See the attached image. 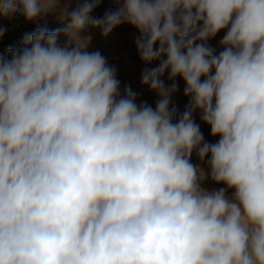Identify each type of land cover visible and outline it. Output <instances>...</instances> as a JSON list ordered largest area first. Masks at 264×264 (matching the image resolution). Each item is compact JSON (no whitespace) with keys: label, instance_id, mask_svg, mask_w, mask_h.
<instances>
[{"label":"clouds","instance_id":"obj_1","mask_svg":"<svg viewBox=\"0 0 264 264\" xmlns=\"http://www.w3.org/2000/svg\"><path fill=\"white\" fill-rule=\"evenodd\" d=\"M112 2L0 0L64 24L0 54V264H264V0ZM123 24L154 108L82 35ZM194 153L224 187H201Z\"/></svg>","mask_w":264,"mask_h":264},{"label":"rangeland","instance_id":"obj_2","mask_svg":"<svg viewBox=\"0 0 264 264\" xmlns=\"http://www.w3.org/2000/svg\"><path fill=\"white\" fill-rule=\"evenodd\" d=\"M109 9L114 10L112 0H101L100 6L94 10L92 15L102 17L105 11ZM0 27L6 29L4 35L0 37V54H6L9 47L15 49L23 47L26 34H31L38 28H45L48 31L62 29L64 24L59 21L58 13H50L37 22H28L22 15L16 14L11 19L0 18ZM82 35L91 37L88 45L89 51L99 50L106 57L108 64L116 68L121 93H123L125 87H130L137 93V103L147 102L154 108L159 97L141 84V73L146 66L140 61L135 46L138 32L133 27L123 24L115 28L107 37L102 36L98 29H88ZM223 35L224 32H220L215 38L208 41L209 46L215 48L217 53L222 50L219 42ZM65 40L66 37L61 34L59 42L63 44ZM157 64L158 62H154L151 67H155ZM164 80L166 85L172 83L167 79V73ZM176 83L178 90L172 96L171 106L176 108L178 116L186 110L189 101L183 93L185 87L183 81L177 78ZM194 120L200 125V130L206 142L214 143L219 139V137L211 136L210 127L201 121L199 112L194 113ZM191 159L194 164L199 165L205 172V178L201 181L202 188L212 191L224 187L222 184L213 182L208 175L207 158L204 162H201L194 153Z\"/></svg>","mask_w":264,"mask_h":264}]
</instances>
